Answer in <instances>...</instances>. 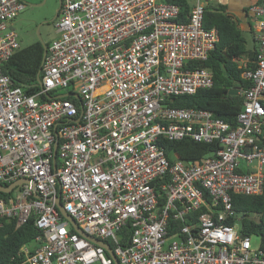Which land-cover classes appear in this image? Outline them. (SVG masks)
I'll list each match as a JSON object with an SVG mask.
<instances>
[{
  "label": "built area",
  "instance_id": "built-area-1",
  "mask_svg": "<svg viewBox=\"0 0 264 264\" xmlns=\"http://www.w3.org/2000/svg\"><path fill=\"white\" fill-rule=\"evenodd\" d=\"M24 7L0 0V180L31 181L0 198V220L20 226L33 218L40 230L38 246L24 245L14 264H114L74 230L58 196L87 233L113 239L120 264H264L232 204L233 192H264V1L248 9L256 66L243 73L251 84L240 89L235 126L211 110L169 103L214 84L200 63L220 34L204 25L201 0L187 21L167 0H62L59 36L34 94L2 70L21 47L11 22ZM68 88L78 105L51 95ZM186 137L221 147L200 161H171L162 138ZM127 224L132 235L122 245Z\"/></svg>",
  "mask_w": 264,
  "mask_h": 264
},
{
  "label": "trees",
  "instance_id": "trees-1",
  "mask_svg": "<svg viewBox=\"0 0 264 264\" xmlns=\"http://www.w3.org/2000/svg\"><path fill=\"white\" fill-rule=\"evenodd\" d=\"M175 2L181 7L182 21H187L191 12L192 3L189 0H167ZM248 12V8H245ZM204 25L217 27L220 38L216 47L211 51L208 60L201 62V66L212 69L214 84L211 87L202 88L194 94H185L173 97L170 105L202 108L213 111L216 117L222 118L232 126L237 124V115L244 104V94L240 89L248 88L250 79L243 73L256 66V42L252 49L247 47V38L239 25V19L228 11L226 4H206L204 13ZM251 33L252 29H250ZM49 46V43H45ZM44 47L40 41H35L27 46L20 47L2 65V70L14 81V85L20 86L28 94H34L41 89L42 64ZM70 88L67 89V91ZM53 96L56 92H51ZM77 105L80 98L69 96ZM42 99H46L42 95ZM264 104V101H263ZM262 139L264 141V125ZM161 143L166 150L168 158L173 161L181 159L191 163L200 161L205 156L215 153L220 147L219 141L198 142L191 137L181 140H168L162 138ZM8 185V184H6ZM11 193L0 191V198H8ZM233 208L240 218L241 232L245 235H257L260 237V246L264 250V192L260 195H248L232 193ZM234 219H230L232 222ZM0 264H14L13 257L24 245L32 248L38 246L36 240L40 230L36 227L33 218L28 222L17 226L15 220H0ZM180 223L177 226L180 227ZM172 233L175 228H172ZM121 244L126 245L130 241L132 228L127 224L121 230ZM108 243L115 247L113 239H107Z\"/></svg>",
  "mask_w": 264,
  "mask_h": 264
},
{
  "label": "rangeland",
  "instance_id": "rangeland-1",
  "mask_svg": "<svg viewBox=\"0 0 264 264\" xmlns=\"http://www.w3.org/2000/svg\"><path fill=\"white\" fill-rule=\"evenodd\" d=\"M25 7L20 11L18 16L11 22L12 27L18 33V39L22 47L27 46L35 41L50 43L59 36L56 29V19H53L60 7L59 0H22ZM192 5L197 0H189ZM201 0L203 4L210 3L226 4L228 11L239 19V25L247 38V47L252 49L255 45L253 35L249 25L244 21L247 17L243 7L248 6L250 0ZM248 3V4H247ZM67 92V89H59L55 94ZM253 247L260 246V237L251 236Z\"/></svg>",
  "mask_w": 264,
  "mask_h": 264
},
{
  "label": "water",
  "instance_id": "water-1",
  "mask_svg": "<svg viewBox=\"0 0 264 264\" xmlns=\"http://www.w3.org/2000/svg\"><path fill=\"white\" fill-rule=\"evenodd\" d=\"M59 2H60V7L57 10V12H56V14H55L53 19L57 18V15H58V13L60 11V8H61V5H62V0H59ZM41 43H42V45L44 47V56H43V61H44V59H45V57L47 55L48 46L44 42H41ZM39 80H41L40 76H39ZM41 85H42V81H41ZM47 96L49 98L52 97L50 94H47ZM57 96L58 97L74 96V97H77V98L79 97V95L77 93L70 92V91L58 94ZM82 112H83V106H82ZM79 119H80V117L78 118V120ZM55 134L57 136V140H56V142L54 144V155H55L54 156V163H56V157H57V151H58V145H59L57 129L55 130ZM24 182L30 183L31 181L28 180L27 178H20L18 180L13 181L12 183L6 185L5 183L1 182V180H0V191L5 192V193H11L15 189V187H17L19 184L24 183ZM56 204H57L60 212L62 213V215L71 222V224H72V226H73L75 231H77L83 237H86V238L90 239L91 241H93V242H95V243H97L99 245H102L108 251L109 255L114 259V264H120V261H119L118 257L116 256V254H115L113 248L111 247V245L108 242L104 241V240H101V239H99V238H97L95 236H92L91 234L87 233L83 228H81L79 226L78 222L76 221V219L73 216H71L65 210V208H64V206H63V204L61 202L60 196H58L56 198ZM244 235L245 234H242V236H244Z\"/></svg>",
  "mask_w": 264,
  "mask_h": 264
},
{
  "label": "crops",
  "instance_id": "crops-1",
  "mask_svg": "<svg viewBox=\"0 0 264 264\" xmlns=\"http://www.w3.org/2000/svg\"><path fill=\"white\" fill-rule=\"evenodd\" d=\"M262 1H264V0H250V1H248L249 5L243 7V9H244V11H245V13H246V15H247V17H246V19H245L244 21H246L247 24L249 25V29H251V27H250V23H249V15H248V12L246 11L245 8H248V9H249V7H250L251 4H253V3H255V2H262ZM207 2H210V1L207 0ZM248 3H247V4H248ZM252 35H253V34H252Z\"/></svg>",
  "mask_w": 264,
  "mask_h": 264
},
{
  "label": "flooded vegetation",
  "instance_id": "flooded-vegetation-1",
  "mask_svg": "<svg viewBox=\"0 0 264 264\" xmlns=\"http://www.w3.org/2000/svg\"><path fill=\"white\" fill-rule=\"evenodd\" d=\"M59 13H60V11H59ZM59 13H58V15H57V18L59 17ZM57 18H56V19H57Z\"/></svg>",
  "mask_w": 264,
  "mask_h": 264
}]
</instances>
